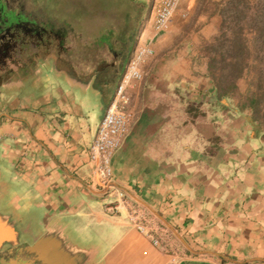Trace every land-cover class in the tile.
Listing matches in <instances>:
<instances>
[{"label": "crops", "instance_id": "obj_1", "mask_svg": "<svg viewBox=\"0 0 264 264\" xmlns=\"http://www.w3.org/2000/svg\"><path fill=\"white\" fill-rule=\"evenodd\" d=\"M186 3L131 90L135 120L113 162L115 184L133 190L167 247L110 213L90 186L89 148L136 38L125 45L113 32L111 51L96 46L104 32L85 16L61 48L56 35L51 49L43 41L33 65L0 84L3 264H264V132L250 109L187 112L188 102L222 97L206 53L221 17L196 16ZM153 35L148 23L139 43Z\"/></svg>", "mask_w": 264, "mask_h": 264}, {"label": "built area", "instance_id": "obj_2", "mask_svg": "<svg viewBox=\"0 0 264 264\" xmlns=\"http://www.w3.org/2000/svg\"><path fill=\"white\" fill-rule=\"evenodd\" d=\"M183 0H153V8L148 23L154 29V35L145 43L138 44L128 63L114 96L99 124L96 136L89 148L92 164L90 186L108 199L107 210L113 215L124 216L129 225L152 241L156 248L167 246L157 229L149 219L147 211L139 199L128 190L114 182L112 161L131 132L135 120L131 90L145 77L143 67L154 56L156 41L165 34L181 8ZM145 30L142 32L144 35Z\"/></svg>", "mask_w": 264, "mask_h": 264}, {"label": "trees", "instance_id": "obj_3", "mask_svg": "<svg viewBox=\"0 0 264 264\" xmlns=\"http://www.w3.org/2000/svg\"><path fill=\"white\" fill-rule=\"evenodd\" d=\"M250 0L230 1L239 21L247 25L228 31L224 27L214 42L206 47L209 56V72L213 78L220 97L233 95L239 97L241 107L250 109L254 120L264 132V0H258L256 14L249 19L253 9ZM221 10L224 15L227 5ZM88 14V13H87ZM87 17V15H86ZM81 22L84 28L85 19ZM80 19L75 25H78ZM94 23L87 20L88 29L101 32L102 27H109V22ZM78 29V28H74ZM115 32L116 29L114 30ZM127 39V33H118ZM252 34V38L249 35ZM253 76V78H252ZM250 79L249 89L245 95L238 94L241 79Z\"/></svg>", "mask_w": 264, "mask_h": 264}, {"label": "flooded vegetation", "instance_id": "obj_4", "mask_svg": "<svg viewBox=\"0 0 264 264\" xmlns=\"http://www.w3.org/2000/svg\"><path fill=\"white\" fill-rule=\"evenodd\" d=\"M57 1L0 0V84L7 79L15 80L22 75L25 72V69L22 68L23 64L26 66L33 65L35 59L39 57L38 50L43 47V41H45L44 46L51 49L49 38L54 39L56 35L55 44L58 46L57 48L62 47L61 39L66 40L65 35L73 29L67 21V18L71 16L61 14L63 6L61 8ZM59 8L60 12L58 11ZM75 13V17H80L78 26L82 28V17L87 13L81 10L78 14ZM61 15L63 25L58 24L55 20ZM129 18H127L126 23L128 32L131 27ZM101 32H104L102 36H108L106 38L108 40L105 42V38L101 36L96 39V46L104 44L108 51H111L114 42L109 35L113 32L116 34L115 31L112 27H102ZM42 35H45V39L42 38ZM132 37V35L127 34L124 44H129ZM62 56H65V54H62ZM61 66L64 67L62 64ZM0 264H3V260H0Z\"/></svg>", "mask_w": 264, "mask_h": 264}, {"label": "rangeland", "instance_id": "obj_5", "mask_svg": "<svg viewBox=\"0 0 264 264\" xmlns=\"http://www.w3.org/2000/svg\"><path fill=\"white\" fill-rule=\"evenodd\" d=\"M230 1L235 0H187L186 4L188 5L190 3V7L193 9V12L196 16L213 14L219 15L221 17L219 33L217 34V36H219L223 27L225 30L232 31L241 26L247 25V20L244 22L239 21L236 12L233 11L230 6ZM57 2L59 3L60 7L63 6V8L61 7V14L71 16L67 18V21L71 24L72 29H79V26L75 24L80 17H75L74 12L78 14L81 10L84 11V13H88V21H92L94 23H101L103 21L109 22V25L112 24L111 26L104 22L107 26H109V28L112 27L113 30L116 29V31L119 30L120 32L125 31L127 34L135 37V48L139 44L138 37L141 36L142 32L148 25L153 8V1H151L149 4H143L139 0H58ZM250 2V6L253 9L249 13V19L255 17L258 0H250ZM224 5H227L228 7L225 14L222 15L221 10L225 8ZM57 7L59 6L57 5ZM58 11L60 12V8ZM62 15L56 19L58 24H62ZM85 16L86 15H83L82 18L85 19ZM127 18L131 20L129 32L126 29V23L128 20ZM249 37L252 38V34H250ZM214 39L211 41V43L214 42ZM240 81L238 94L245 95L249 89L250 79L244 78ZM237 99H239V97H237ZM36 215L40 217V214H34L35 217ZM25 240L30 244L33 243V239L29 236L25 237Z\"/></svg>", "mask_w": 264, "mask_h": 264}, {"label": "water", "instance_id": "obj_6", "mask_svg": "<svg viewBox=\"0 0 264 264\" xmlns=\"http://www.w3.org/2000/svg\"><path fill=\"white\" fill-rule=\"evenodd\" d=\"M217 95H219L218 92H217ZM240 107L241 106H238L234 103V100L230 96H225V97H222L220 99V98H218V96L215 95V100L208 102V103H205V101H203V102H188L186 109H187V112L193 118H198V117L208 116L209 114H213L214 116H217V114L219 112H225L228 114H237V113H240V111H241L242 107L241 108ZM251 120L255 125H257L259 128H261L259 126V124L254 120L253 113L251 116ZM261 130H262V128H261ZM124 144H125V142H124ZM124 144H123V146H124ZM123 146L118 150V152L123 148ZM30 251L36 252V251H38V247L31 248ZM44 262L48 263V260H45Z\"/></svg>", "mask_w": 264, "mask_h": 264}, {"label": "bare ground", "instance_id": "obj_7", "mask_svg": "<svg viewBox=\"0 0 264 264\" xmlns=\"http://www.w3.org/2000/svg\"><path fill=\"white\" fill-rule=\"evenodd\" d=\"M116 156V155H115ZM115 156H114V158H115ZM114 158H113V161H112V165H113V162H114Z\"/></svg>", "mask_w": 264, "mask_h": 264}]
</instances>
